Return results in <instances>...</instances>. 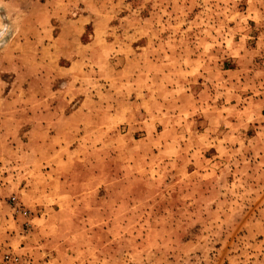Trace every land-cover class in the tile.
Returning <instances> with one entry per match:
<instances>
[{"label": "rangeland", "instance_id": "374dc122", "mask_svg": "<svg viewBox=\"0 0 264 264\" xmlns=\"http://www.w3.org/2000/svg\"><path fill=\"white\" fill-rule=\"evenodd\" d=\"M0 264H264V0H0Z\"/></svg>", "mask_w": 264, "mask_h": 264}]
</instances>
